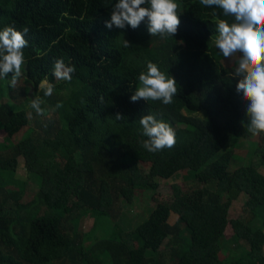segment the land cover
<instances>
[{
	"label": "trees",
	"instance_id": "trees-1",
	"mask_svg": "<svg viewBox=\"0 0 264 264\" xmlns=\"http://www.w3.org/2000/svg\"><path fill=\"white\" fill-rule=\"evenodd\" d=\"M115 2L0 0V30L29 28L18 83L0 78V130L10 143L0 152V264H264V133L247 132L236 64L224 66L214 46L218 20L232 18L200 0H177L178 30L160 39L146 18L135 29L107 28ZM57 59L75 67L66 88L53 75ZM148 62L175 79L172 104L131 101ZM45 80L55 85L51 97H43ZM36 96L44 115L28 111ZM147 114L175 130L173 148L142 147L139 119ZM251 137L255 149L237 157L236 142ZM19 156L38 185L29 196L15 175ZM178 173L181 185L140 224L125 231L113 223L111 235L86 243L80 215L108 221L119 198L130 204L136 190L155 192Z\"/></svg>",
	"mask_w": 264,
	"mask_h": 264
},
{
	"label": "clouds",
	"instance_id": "clouds-1",
	"mask_svg": "<svg viewBox=\"0 0 264 264\" xmlns=\"http://www.w3.org/2000/svg\"><path fill=\"white\" fill-rule=\"evenodd\" d=\"M205 8L222 10L224 17L218 20L217 35L214 46L226 60L236 56L233 78H237L236 91L247 101L246 130L252 136L264 133V0H200ZM177 0H116L112 5L110 21L105 26L124 29L126 25L137 28L147 19L148 32L160 39L173 37L180 24L178 14L182 13ZM213 15H219L214 12ZM28 27L17 30L14 25L5 26L0 30V78L11 74L9 85L15 87L22 74L25 64L24 49L28 47L25 38ZM125 48L131 45L123 40ZM75 67L66 65L62 59H57L53 65V75L58 80L71 81ZM140 87L131 95V101H161L164 105L173 103L178 93V87L173 77L161 72L152 62L147 63V71L139 74ZM40 88L43 97L54 94L55 85L47 80L42 81ZM102 99V98H101ZM44 99L36 96L29 107L37 115H44L42 107ZM63 107L57 102L55 108ZM115 118L123 119L118 113ZM142 127V147L150 153H156L165 148L171 149L176 144L175 130L169 123L159 120L152 114L143 115L139 119Z\"/></svg>",
	"mask_w": 264,
	"mask_h": 264
},
{
	"label": "rangeland",
	"instance_id": "rangeland-1",
	"mask_svg": "<svg viewBox=\"0 0 264 264\" xmlns=\"http://www.w3.org/2000/svg\"><path fill=\"white\" fill-rule=\"evenodd\" d=\"M222 60V64L224 66H232L237 57L234 56L229 60L219 56ZM56 82H61L64 85V88L67 87V83L64 80L56 79ZM62 89L63 92L66 89ZM30 105V104H29ZM32 109L28 106V111L30 112ZM47 118H55L53 112H48ZM29 125L34 128V124L32 121L29 122ZM28 126L25 128L27 129ZM35 129V128H34ZM24 131L19 133V136L22 135ZM10 143L5 139V133L3 130H0V152L3 150L8 149ZM256 147V138L251 137L244 141L236 142L234 149L235 154L237 157L244 156L252 152ZM18 164L16 169V176L21 177L24 179V190L26 195H30L31 192H34L38 185L37 183L30 177L25 175V166L24 160L22 157H18ZM261 174L264 175V166L259 168ZM178 184L181 185V174L178 173L171 179L165 181L161 180L159 183V187L155 192L144 191V190H136L134 192V198L132 203L127 204L124 199L119 198L112 206H111V219L108 221L106 218L101 217L102 219H97L94 221V217L90 212H86L79 216L77 220V228L80 233H83L85 236L86 243H90L91 241L97 240L99 238L108 237L112 234V227L113 223L118 225L119 228L124 229L125 231L132 230L137 224H140L148 215L149 213L155 208L156 204L160 201H165L170 199L171 196V185ZM24 200H27L26 196H23ZM245 198L241 196L236 202L233 203L231 209L229 211V218L235 219L239 216L241 212V207L243 205ZM43 212V208L41 209L40 213ZM174 216L171 219V223H174ZM226 237L229 238L232 235V229L228 226L225 230ZM237 250V249H236ZM238 251V250H237ZM239 252V251H238Z\"/></svg>",
	"mask_w": 264,
	"mask_h": 264
}]
</instances>
